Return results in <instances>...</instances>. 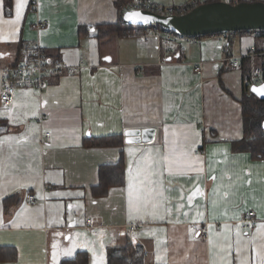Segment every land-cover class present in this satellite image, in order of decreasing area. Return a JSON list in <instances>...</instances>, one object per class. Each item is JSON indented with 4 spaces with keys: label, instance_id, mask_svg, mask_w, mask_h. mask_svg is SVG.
<instances>
[{
    "label": "crops",
    "instance_id": "1",
    "mask_svg": "<svg viewBox=\"0 0 264 264\" xmlns=\"http://www.w3.org/2000/svg\"><path fill=\"white\" fill-rule=\"evenodd\" d=\"M131 1L13 0L7 16L0 0V68L35 45L81 67L47 90H18L8 108L0 102V264H63L82 253L108 264L107 251L130 239L143 264H264V161L232 148L245 135L246 83L256 69L264 80V38L100 37ZM137 129H153V140L126 143ZM110 136L123 144L94 145ZM121 158L125 184L99 192L101 169ZM249 212L252 231L242 226Z\"/></svg>",
    "mask_w": 264,
    "mask_h": 264
},
{
    "label": "built area",
    "instance_id": "2",
    "mask_svg": "<svg viewBox=\"0 0 264 264\" xmlns=\"http://www.w3.org/2000/svg\"><path fill=\"white\" fill-rule=\"evenodd\" d=\"M196 0L177 7H160L155 5L151 0H132L122 6H120L121 17L128 12H134V10L152 11L159 15H174L177 12H191L192 9L198 7ZM39 29H45V25L41 24L37 26ZM133 35H137L144 42H148L151 38L163 39L166 38L169 41L174 42H189L196 43L199 41V37H187L181 34H175L171 31L161 30L155 25H149L146 27L134 26L131 29ZM253 38L264 37V31H249ZM27 58L21 62L20 65L7 66L6 68H0L1 77V89H0V102L3 107L8 108L13 105L18 90L22 88L38 89L40 91L47 90L50 86V80L53 78H62L65 75H76L80 71L81 67L70 66L59 59L48 55L38 45H35L28 50ZM233 67L236 69L240 66L238 59L233 61ZM197 74H202V67L197 66L195 68ZM263 72L260 69L254 71V78L252 82L247 81V85H261L263 83ZM49 136V134H47ZM28 203H33L35 197L27 195ZM242 226L247 231H252L256 224L255 213L249 212L242 219ZM136 227L131 228V232L135 231ZM202 234H206V229H201Z\"/></svg>",
    "mask_w": 264,
    "mask_h": 264
},
{
    "label": "water",
    "instance_id": "3",
    "mask_svg": "<svg viewBox=\"0 0 264 264\" xmlns=\"http://www.w3.org/2000/svg\"><path fill=\"white\" fill-rule=\"evenodd\" d=\"M132 13L140 15L131 16ZM130 16L131 19H129ZM122 21L130 27L155 25L175 34L199 38L238 32H263L264 2L205 3L183 15L162 16L149 10H134V12L124 14ZM261 88H264V82L261 85H253L250 91L258 99L264 101V95L254 91V89ZM124 135L128 144L147 143L153 140L154 130H127Z\"/></svg>",
    "mask_w": 264,
    "mask_h": 264
},
{
    "label": "trees",
    "instance_id": "4",
    "mask_svg": "<svg viewBox=\"0 0 264 264\" xmlns=\"http://www.w3.org/2000/svg\"><path fill=\"white\" fill-rule=\"evenodd\" d=\"M223 0H208L205 3H220ZM249 2H257L256 0ZM121 3V2H120ZM203 4H198L204 5ZM13 0H5V12L7 16H12ZM187 12H177L174 15H183ZM162 30L161 27L157 26ZM107 29V30H106ZM133 27L127 26L120 18L117 25L107 26L101 29L100 37L106 38L108 35L119 34L127 35V31ZM82 31V30H81ZM248 33V32H246ZM264 38V37H261ZM30 47H27V50ZM20 65V64H17ZM244 97L241 104L243 105V119H244V137L238 142H233L232 148L234 152L248 153L252 159L257 161H264V101L257 98L248 89L245 90ZM7 133V128L0 122V135ZM124 142V137L110 136L109 138H100L95 141L94 145L101 147H109L119 145ZM125 166L123 158L115 165L105 166L99 173V185L97 187L99 192L107 191L110 186L124 185ZM9 202V201H7ZM108 264H143L145 259V251L143 246L137 244L132 239L128 240L125 245L114 247L108 251ZM89 256L87 253L79 254L78 257L70 262L63 264H88Z\"/></svg>",
    "mask_w": 264,
    "mask_h": 264
},
{
    "label": "snow or ice",
    "instance_id": "5",
    "mask_svg": "<svg viewBox=\"0 0 264 264\" xmlns=\"http://www.w3.org/2000/svg\"><path fill=\"white\" fill-rule=\"evenodd\" d=\"M22 4H18L17 6V12L19 13L20 8L22 7ZM139 13H132L131 16H139ZM131 16L129 17V19H131ZM254 91H257L258 94L264 95V88L261 89H254Z\"/></svg>",
    "mask_w": 264,
    "mask_h": 264
},
{
    "label": "rangeland",
    "instance_id": "6",
    "mask_svg": "<svg viewBox=\"0 0 264 264\" xmlns=\"http://www.w3.org/2000/svg\"><path fill=\"white\" fill-rule=\"evenodd\" d=\"M126 33H127V35H128V34H130V33H131V31H129V30H128Z\"/></svg>",
    "mask_w": 264,
    "mask_h": 264
}]
</instances>
